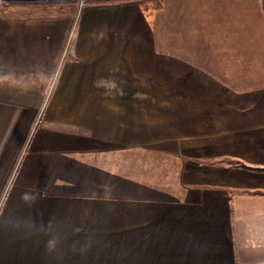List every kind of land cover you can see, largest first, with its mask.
Instances as JSON below:
<instances>
[{
  "label": "crops",
  "instance_id": "1",
  "mask_svg": "<svg viewBox=\"0 0 264 264\" xmlns=\"http://www.w3.org/2000/svg\"><path fill=\"white\" fill-rule=\"evenodd\" d=\"M0 2V264H264V0Z\"/></svg>",
  "mask_w": 264,
  "mask_h": 264
},
{
  "label": "rangeland",
  "instance_id": "2",
  "mask_svg": "<svg viewBox=\"0 0 264 264\" xmlns=\"http://www.w3.org/2000/svg\"><path fill=\"white\" fill-rule=\"evenodd\" d=\"M22 1H24L26 3H30L31 0H22ZM51 1H56V0H48L47 2H51ZM57 1H60V0H57ZM62 1H64V0H62ZM69 1H72V0H69ZM73 1H75V3H76L74 7H75V11L77 13L78 9H80L83 5H85L87 3V1H89V0H73ZM97 3H98V1H97Z\"/></svg>",
  "mask_w": 264,
  "mask_h": 264
},
{
  "label": "trees",
  "instance_id": "3",
  "mask_svg": "<svg viewBox=\"0 0 264 264\" xmlns=\"http://www.w3.org/2000/svg\"><path fill=\"white\" fill-rule=\"evenodd\" d=\"M34 1H39V2H47L48 0H34ZM97 1H101V2H106V1H120V0H89V1H87V3L88 2H97Z\"/></svg>",
  "mask_w": 264,
  "mask_h": 264
},
{
  "label": "built area",
  "instance_id": "4",
  "mask_svg": "<svg viewBox=\"0 0 264 264\" xmlns=\"http://www.w3.org/2000/svg\"><path fill=\"white\" fill-rule=\"evenodd\" d=\"M2 1H4V0H0V2H2Z\"/></svg>",
  "mask_w": 264,
  "mask_h": 264
}]
</instances>
